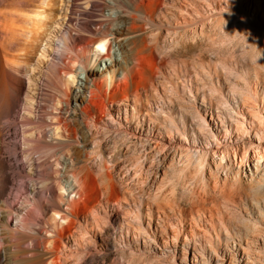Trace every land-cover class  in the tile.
<instances>
[{
    "label": "bare ground",
    "instance_id": "obj_1",
    "mask_svg": "<svg viewBox=\"0 0 264 264\" xmlns=\"http://www.w3.org/2000/svg\"><path fill=\"white\" fill-rule=\"evenodd\" d=\"M78 1L69 0L71 6L69 10L64 9L65 12L73 13ZM103 1L102 16L105 18L96 20V26L74 23L71 14L67 20H61L57 37L49 41L50 50L55 51H51L49 60L41 56L39 63L48 61L46 73L39 70L38 74L43 72L41 78L31 79L42 80L43 85L47 81L53 88L54 92L44 102L33 94L31 83L25 88V81L17 72L21 71L19 65L30 67L42 39L51 30L52 22L59 18L65 1L0 0V264H94L107 256L103 255L107 253V248L111 250L109 243L112 241L105 238L109 241L105 242L107 248L102 242L104 237L116 236L113 235V221L135 240L153 243L158 254L168 257L164 260L167 264H198L199 261L208 264L213 258L218 260L215 264H264V194H260V189L264 190L263 76L261 78L258 69H255L252 81L244 80L237 84L230 81V89L228 87L227 92L221 95L222 104H233L232 109L241 120L232 118L229 113L228 116L211 113L209 118L212 123L218 120L224 130L220 135L211 123L218 136L224 138L222 146L217 144L212 149L213 155L224 158L230 149L245 150L250 164L240 171L259 191L253 193L249 203L238 198L239 204H242L239 208L242 223L237 231L225 228L223 236L216 235L218 243L206 234L197 239L194 229H190L188 234V222L180 209L176 212L173 205H155L147 197L166 200L168 197L161 187L146 190L147 182L142 180L143 184L138 186L142 195L134 200V195L123 186V182L114 179L108 171L101 173V169L106 167V157L101 154L102 151L95 156L92 148L94 132L100 130L97 124L106 122L105 117L108 116L118 135L130 137L129 128L122 130L123 121L116 115L119 116L121 102L128 100L127 93L122 94L121 91L129 87L134 73L140 75L146 67L154 73L149 80L152 90L149 93L145 90L147 105L155 95L162 99L163 95L157 93L158 84H162L163 91L175 88L171 76L166 78V83L157 80L158 48L150 43L145 27L138 22L135 13L122 7L132 6V10L137 11L148 0ZM155 3L157 8H162L164 0H155ZM147 19H152L149 14ZM169 32L176 31L171 28ZM145 51L148 55L144 54ZM91 52L94 55L92 66L89 65ZM171 71L168 75L177 74L174 65ZM130 99L132 108L128 112L125 109L124 117L125 120H136L142 116L138 108L141 99L138 93H133ZM157 107L161 111L169 108L164 103ZM179 115L184 123L186 115L182 112ZM148 120L150 123L156 121L150 115ZM166 121L162 123L166 125L168 134L175 130L181 136L179 141L187 139L184 124L180 129L178 125ZM169 121L175 123L173 117ZM205 122L197 113L193 123L198 132L205 130L204 124H210ZM18 125H21V140L17 142L15 137V142H12V135H20L17 133ZM228 136L231 139L229 143ZM246 137L249 139L246 140ZM65 142H68L66 148L63 147ZM178 146L181 153H208L184 143ZM11 156L20 158L21 164L14 165ZM25 163H28V169ZM94 166L101 173L99 177L94 173ZM257 187L251 191L257 190ZM228 190L220 192L222 197L231 193ZM103 194L105 198H101ZM214 198L213 194H196L190 200L191 204H198L211 202ZM228 198L230 200V196L226 202ZM130 206L133 209L128 208ZM114 209H122L128 221L135 220L137 226L122 221ZM189 215L200 222L206 217L211 218V209L200 205L191 209ZM14 218L17 219L15 224ZM205 244L212 252L205 250Z\"/></svg>",
    "mask_w": 264,
    "mask_h": 264
},
{
    "label": "rangeland",
    "instance_id": "obj_2",
    "mask_svg": "<svg viewBox=\"0 0 264 264\" xmlns=\"http://www.w3.org/2000/svg\"><path fill=\"white\" fill-rule=\"evenodd\" d=\"M64 1V8L59 14V18L54 19L55 21L50 26L51 30L42 39V45L35 52L32 64L30 67L19 65L21 71L17 72L24 79L25 88L27 89L29 83H31L30 88H34L32 90L33 94L36 98L41 97L44 102L49 98V94L54 92L51 90L53 88L47 81L43 85L42 80L32 81L31 79L35 77L40 79L43 72L46 73L47 69L45 66H47L48 61L45 64L41 63L39 65V63L42 58L49 60L51 53L55 51L54 49L50 50L49 41H53L55 36L57 37L58 30L62 25L61 20H67L68 15L71 14L74 23L82 22L96 26L94 24L96 20L105 18L102 16L103 0H79V3L74 6L73 13L65 12V10H69L71 2L68 3L69 0ZM122 7L128 12L135 13L138 22L145 27V31L151 41L150 43L156 44L158 48L159 74L156 76L157 80L165 81L166 83V78L169 79V76H171L175 88L171 91L168 88L163 91L161 88L162 84H158L157 93L163 95L162 99L160 100L157 97L158 95H155L153 100L150 99L151 106L147 105L145 103V90H149L148 93L152 90L149 80L154 73L148 67L140 75L137 72V74L134 73L129 80V87H125L126 89L122 91L120 90L121 93L123 92L122 94L127 93L128 100L121 102L119 116L116 115L123 121L122 130L126 127L129 128L127 132L130 137L128 136L129 138H127L126 134H124L125 136L122 134L118 135L115 126L113 128V124L109 122L108 116L105 117L106 122L97 124L98 126L96 127L100 130L94 132L95 138L92 148L94 153H96L95 156L102 151L101 154H105L104 156L106 157L105 165L107 168H102L101 173L108 171L112 177L114 176V179L119 180L121 183L123 182V186L128 188L129 192L134 195V200L138 199L139 195H142L138 190L142 180L143 183L147 182L145 184L146 190H153L157 186L161 187L160 189L168 197L166 200L162 198L154 200L149 195L147 197L155 205L167 206L169 204V206L173 205L174 211L180 209L186 216L189 235L190 229H194L197 233L195 235L197 239L206 234L212 236L214 242L218 243L217 234L223 236L225 228L235 232L242 223L239 216V208H241L242 204L241 202L239 204L238 198H242L249 203L250 197L259 189L254 183H249L248 177L243 176L244 174L242 175L240 171L243 169L242 167L247 169L245 166L250 164L245 150L230 149L224 158L213 155L212 149H215L217 144L222 146L224 138H220L212 129V120L210 121L209 118L211 113L212 115H217L218 113L222 116H228L229 113L232 118L241 120L234 113L233 104H229V106L222 104L221 95L223 92H227L230 81L235 84L243 83L244 80L252 81L255 69H258L261 78L262 76L264 78V0H164L163 7H160L161 9L156 7L155 0H148L137 11L132 10V6L122 5ZM171 13L173 16H171ZM148 14L152 19H147ZM147 28L149 29L147 30ZM171 28L176 32L169 34ZM48 51L50 55H48ZM17 52L22 53V51ZM146 52L144 54L148 55ZM92 54L93 52H91L90 66H92L94 59ZM173 65L177 69V74L174 76L168 75L172 73ZM39 70L43 72L40 71L38 74ZM28 80L31 81L28 82ZM168 84H165V86ZM133 93H138L140 96L141 101L138 108L142 113V120L141 117L136 120L132 118L125 120V109L128 112L132 108L130 98ZM23 101L26 100L24 99ZM162 103L165 106H169V108H166L165 111L157 109V106ZM69 104L71 107V101ZM223 107L228 109L222 112L224 110ZM181 112L186 115L185 119H183L184 123L180 119L179 114ZM197 113H199L202 120L206 121L205 123H210L204 124L206 127L202 133L198 132L196 125L193 123L194 119L196 120L197 118ZM148 115L156 121L150 123ZM170 117H173L175 123L169 121ZM165 120H168V122L166 121L168 124L178 125L180 129H182L184 124L187 139L179 141L178 138L181 136L175 130L172 134H168L167 130H165L166 125L162 123ZM212 124L220 132V135L223 134V126L219 124L218 120ZM17 130L20 135H12L10 138L12 142L21 140V125H18ZM250 136L253 137L252 132ZM248 137H246V140L249 139ZM13 138L15 139L13 140ZM215 139L219 140V142H216ZM230 140L228 139V143ZM96 142L100 143V145ZM179 143L188 144L196 149H204L208 153L204 155L196 151H192L190 154L181 153V148L178 146ZM63 147H68V142H65ZM241 149H243V146ZM11 161L14 165L21 164V159L17 156H11ZM25 166L28 169V163H25ZM98 172L97 166H94L96 177L101 175ZM250 184L253 186L251 187ZM254 187H257V190L251 191L255 189ZM223 190L224 192L225 190L231 192H228V196H230L232 202L229 198L228 202H226L227 195L222 197L220 192H223ZM260 191V194L262 192L264 194L263 189H260ZM196 194H213L215 198L208 203L191 204L192 200L190 199L195 197ZM105 197V194L101 195V198ZM200 205L211 209V218L206 217L199 222L190 217L189 211ZM169 206L166 208H169ZM128 208L133 209V206ZM114 211L116 216L122 221L129 222L134 227L137 226L135 220L128 221V217L121 212L122 209H114ZM176 212L175 214L178 215ZM16 220L15 218L13 219V224L16 223ZM112 225H114V227L112 226L114 228L113 235L116 236L104 237V242H102V245L105 246V242L109 243V241H112L109 243L111 250L105 246L107 253L103 255L107 256L103 257L104 259H98L94 264H167V261L164 260L168 257L164 254H158V251L153 248L154 244L149 240H146V243L142 239L135 240L126 234L125 229L120 230L116 226L115 221H113ZM105 238H108L109 241L105 240ZM223 246L224 244L221 243L220 247L223 248ZM137 247L139 250H136ZM205 248V250L212 252L207 244H205ZM216 262L218 260L213 258L212 261H208V264H215ZM198 264L206 263L199 261Z\"/></svg>",
    "mask_w": 264,
    "mask_h": 264
}]
</instances>
